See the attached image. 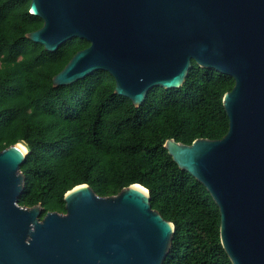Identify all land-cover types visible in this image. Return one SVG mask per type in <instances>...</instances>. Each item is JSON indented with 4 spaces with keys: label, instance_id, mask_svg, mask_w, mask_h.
Here are the masks:
<instances>
[{
    "label": "water",
    "instance_id": "1",
    "mask_svg": "<svg viewBox=\"0 0 264 264\" xmlns=\"http://www.w3.org/2000/svg\"><path fill=\"white\" fill-rule=\"evenodd\" d=\"M30 12L43 25L26 36L47 50L72 37L90 43L54 86L103 70L138 106L153 87L182 86L193 60L234 77L227 132L165 146L213 197L232 263L264 264V0H31ZM28 152L24 140L0 150V264H163L175 225L147 187L103 196L82 183L65 193V212L41 217L40 203H19Z\"/></svg>",
    "mask_w": 264,
    "mask_h": 264
},
{
    "label": "trees",
    "instance_id": "2",
    "mask_svg": "<svg viewBox=\"0 0 264 264\" xmlns=\"http://www.w3.org/2000/svg\"><path fill=\"white\" fill-rule=\"evenodd\" d=\"M30 3L0 0V150L19 140L29 146L19 203H40L43 217L65 212L64 195L76 185L108 196L140 183L175 225L163 264H233L213 197L165 142L221 138L229 127L223 96L234 77L193 60L182 86L153 87L138 106L115 92L114 77L103 70L54 86L53 76L90 43L72 37L49 51L32 41L26 34L43 19Z\"/></svg>",
    "mask_w": 264,
    "mask_h": 264
},
{
    "label": "bare ground",
    "instance_id": "3",
    "mask_svg": "<svg viewBox=\"0 0 264 264\" xmlns=\"http://www.w3.org/2000/svg\"><path fill=\"white\" fill-rule=\"evenodd\" d=\"M18 146L23 150L26 151L27 150V145L24 142H19Z\"/></svg>",
    "mask_w": 264,
    "mask_h": 264
}]
</instances>
